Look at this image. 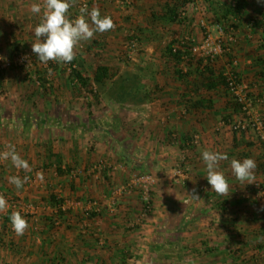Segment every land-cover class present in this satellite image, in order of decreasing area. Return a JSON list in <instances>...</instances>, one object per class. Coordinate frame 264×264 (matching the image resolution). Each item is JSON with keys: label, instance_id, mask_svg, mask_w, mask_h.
Returning a JSON list of instances; mask_svg holds the SVG:
<instances>
[{"label": "crops", "instance_id": "crops-1", "mask_svg": "<svg viewBox=\"0 0 264 264\" xmlns=\"http://www.w3.org/2000/svg\"><path fill=\"white\" fill-rule=\"evenodd\" d=\"M28 1L26 10L10 2L3 12L11 21L19 11L23 19L32 18L34 26L26 33L31 44L46 6L45 0ZM31 2L40 4L39 14L31 12ZM70 3L71 18L96 8L113 21L112 29L81 41L69 62L93 84L98 67L106 66L105 85L96 86L91 96L87 90L92 87H82L65 62H33L30 74L37 77L28 80L21 69L0 75V153L14 146L30 165L18 169L10 159L0 158V192L24 193L26 181L17 189L9 178L29 176L34 177L36 201L46 196V189L61 186L72 198L99 202L88 214L81 209L67 214V229L55 231L43 223V232H38L30 223L28 230L38 241L25 231L16 237L17 261L42 264L45 250L44 259L53 257L51 264H58L61 256L65 264H264V143L254 129L232 130L230 122L242 113L233 109L234 98L219 77L229 71L238 74L256 100L252 117L264 125V59L259 60L264 50L258 48V36L247 32L239 45H232L236 61L226 57L212 63L216 74L210 75L202 62H176L167 53L171 43L182 49L202 43L207 35L217 37L212 20L195 24L198 16L192 13L181 21L180 0ZM168 8L177 13L175 21L169 19ZM134 34L136 53L124 62L119 51ZM19 44V33L0 30L4 54ZM126 74L140 82L128 101L118 104L110 93ZM31 80L30 91L25 88ZM195 137L199 142L192 146ZM205 150L227 155L219 162L229 183L227 194L211 190L202 160ZM249 157L257 167L250 181L241 182L230 161ZM60 164L77 166L80 175L58 173ZM136 174L158 179L153 213L143 221L139 191L106 200ZM0 238L6 241L4 235ZM0 258H6L5 251ZM168 258L176 260L166 262Z\"/></svg>", "mask_w": 264, "mask_h": 264}, {"label": "rangeland", "instance_id": "rangeland-1", "mask_svg": "<svg viewBox=\"0 0 264 264\" xmlns=\"http://www.w3.org/2000/svg\"><path fill=\"white\" fill-rule=\"evenodd\" d=\"M103 1H106V0H103ZM246 1L249 3V7L247 9H245L244 11H242L241 14L235 15L234 14L235 12L233 11L232 8L235 6L236 0H184V1L180 0L181 21L184 20L182 18H186V20H188L187 16L189 14H192V13L194 15L198 16L197 19L193 18V22H195V24H197L196 20H199L198 22L200 25L202 24L201 22L205 23L206 21H211V20L213 21V25L216 27L217 37H215V38L211 37V38L215 42H217V41L222 42L223 53L221 55H218L212 63L223 61V59L226 57H227V62H235L236 59H235V55H233L234 49H233L232 45H236V46L239 45L240 41H242V39L244 38L246 33L250 32L251 30H253V31L250 33L256 34V36H258V43H257L258 48L259 49L263 48V50H264V0H246ZM10 2H13L14 7L17 9H20L23 7V10H26L24 8V6H26V5L29 6V4H30L28 0H13V1L6 0V2H5V0H0V30H2V29L9 30V31L13 30L16 33H19V36L21 37V44L10 49L8 54H4V52H2L0 50V75L5 74L6 72H8L9 75H13V72L17 71L18 69H21L23 71V74H24L23 76L24 77L27 76V80H28L30 75L37 77L36 73L30 74V72L34 68V67H32L33 62H39L37 57L31 55L32 54V46H31L32 43L30 44L28 37L26 38V36H27L26 33L30 32V30H28V29L30 27L34 26L33 20H32V18H30L28 20L23 19L20 16V11L18 12V14L16 13L18 15V16L16 15L17 19H15L14 21L8 20L7 13L3 12V9H4L5 5L10 4ZM31 3H33V2H31ZM1 4H3V5H1ZM5 10H6V8H5ZM87 10H89V8H87ZM208 16H210V17H208ZM23 33H25V34L23 35ZM132 36L133 37L128 41L129 44L127 46H125L124 49H121L119 51V54H118L119 57L124 62H131V60L133 59V55L136 53V51H134V50L137 48V38L135 37V34ZM208 37H210V36L207 35V36H205L204 39H206ZM204 39H203V41H204ZM28 43H29V45H28ZM190 45H192V44H190ZM198 45L199 44L194 43L192 46H198ZM17 47L20 48V50H18ZM18 53H20V54H27L28 53L30 55V57L28 59H26L24 64L21 65V63L18 62V60H16ZM5 56L7 57V60L5 59ZM191 59L192 60H194V59L198 60V58L195 56L191 57ZM262 59H264V51L261 53V57L259 58V60H262ZM233 73L234 72L229 71L227 74L232 75ZM28 86H29V88H25V89L30 90V91L33 90L34 87H32V80ZM90 86L92 87V89L89 88L87 90V92L92 96V94L93 95L95 94V93H93L94 89L98 88V87H96L95 84H93V83H91ZM249 94L251 95V91ZM253 97L254 96L251 95V98H253ZM253 100H254V102L256 101L254 98H253ZM253 106H254V104H253ZM77 168L78 167L75 166L74 168H72L70 170H73V172H74V173H72L73 176L78 177V175H80L79 174L80 172ZM69 171H68V174H70ZM94 173H97V169L95 170ZM0 174H1V169H0ZM140 175H145V174H140ZM26 178H27L25 180L26 181L25 182L26 191H24V193L27 192L26 194L21 193V194L16 195V194H12L10 192H2V193L0 192V196H3L8 201L19 202V203L22 202V203L34 206L35 211H33V213L25 214L22 216L27 220L28 225L30 223L34 224V229H35V231L38 230V232H43V231H41V230H43V227L45 228L43 223H45L46 225L48 224L51 227V229H53L55 231L56 230L59 231L60 229H64V228L67 229V227L70 223V221H68V217H67V214L70 213L69 212V213L65 214L64 216H62L63 217V218H61L62 220H60V219L58 220L59 224H57V221H56V223H54L55 228H52L53 223H50V221L47 220V218L54 216L52 212H54L53 209L55 207V204L51 200V195H54V196H57V194L62 195L61 200L72 199V200H77V201H81V202H86V201L88 202V200L97 201L95 199H91L90 197L87 199L86 197L83 198L82 196L72 198L68 194L65 193L64 187L62 188L61 186H56L57 189L53 188L51 191H50V188L46 189L47 191L45 193L48 192L46 194V196H44V197L40 198V200L36 201L35 199H33V196H32V192H33L32 188H33V184L35 183L34 177L28 176ZM118 189L119 188L114 189L113 194H110V196H107L106 200L108 201L109 198L114 199L116 197V195L114 193ZM152 196H153V192H152ZM97 202H99V201H97ZM100 202L102 203V200ZM7 210H8L7 208L4 210H0V236L4 235V238L6 240L5 242H3V239L0 238V252H1V250H3V251H5V255H6V258H0V264H21L19 261H17L18 255L14 252L15 245H13L14 244L13 241H15L16 240L15 238L19 237V235H17L14 232L12 225H11V221L10 220H9V222L5 221V219L9 215L11 216V214L13 213L12 211H7ZM84 225L85 224H82L81 227H83V229H80L81 231L86 230V227H84ZM28 227L25 229V232L30 233V234H28L29 236L25 234V236L28 238H31L33 241V240H35L33 238L35 234H32L31 230H28ZM35 241H38V240H35ZM43 251H45V250H43ZM43 251H42L41 257L44 259L45 255L43 254ZM11 256H12V259L7 260ZM172 258H168L166 260V262L176 260V259L172 260ZM43 259H41L42 264L43 263L44 264H51V261L54 262L52 256L46 257V259H44V260ZM65 259L66 258L61 256L59 259H56V260L59 262V263L57 262L58 264H60V263L65 264V261H64ZM22 262H23V264H26V260H23ZM173 263L175 264L176 261H174Z\"/></svg>", "mask_w": 264, "mask_h": 264}, {"label": "clouds", "instance_id": "clouds-1", "mask_svg": "<svg viewBox=\"0 0 264 264\" xmlns=\"http://www.w3.org/2000/svg\"><path fill=\"white\" fill-rule=\"evenodd\" d=\"M46 11L41 23L34 29L36 42L32 43V52L41 63L48 61L65 62L73 61L75 57V47L81 41H89L97 32L103 33L114 27L110 17L102 15L99 9L93 8L91 11L81 10V15L71 18L69 8L70 0H45ZM31 12L39 14L41 6L39 3L31 5ZM10 151L0 153V158L10 159L14 167L18 169H28L30 167L27 160L22 159L15 151L14 146H10ZM224 153L208 151L202 152V160L206 166V179L211 186V190L218 194H227L229 183L224 172L219 170V162L227 160ZM230 167L233 175L241 182L250 181L254 170L257 167L253 158L239 160L231 159ZM27 178L21 179L19 176H11L9 182L17 189H21ZM7 208V201L0 196V210ZM10 221L14 232L23 235L28 227L27 220L19 213L13 212Z\"/></svg>", "mask_w": 264, "mask_h": 264}, {"label": "built area", "instance_id": "built-area-1", "mask_svg": "<svg viewBox=\"0 0 264 264\" xmlns=\"http://www.w3.org/2000/svg\"><path fill=\"white\" fill-rule=\"evenodd\" d=\"M222 42L217 41L215 42L212 40L211 37H208L204 39L202 43H200L198 46H192V54L197 55L198 57L204 59L207 61H214V59L223 53L222 50ZM33 56L36 57V55L32 52ZM30 55L27 54H20L18 53L17 59L18 62L22 64L25 63L26 59H28ZM49 62H56L50 60ZM211 62V63H212ZM68 67L70 70L74 69L73 64L68 63ZM228 77V83H229V91L231 92L234 102L238 104L240 107V111L242 113V118L239 120H236L234 122H230V127L234 132L242 133L247 131L248 129H254L255 131H258L260 134V139L264 143V125L258 118H253L251 115V109L253 108L254 100L251 98L249 87L246 83L241 82L239 78H237L234 74H227ZM199 138L195 137L190 145L196 146L198 145ZM65 169V167H64ZM68 172V170H66ZM70 175H72L73 170H70ZM73 176V175H72ZM157 177L151 174H145L140 175L136 174L132 176L127 183H125L123 186H121L114 194H123L126 192H132V191H139L141 200L143 203V213H142V221L149 215L153 213L154 210V204L152 199V192L154 187L157 184ZM57 199L60 201L58 202V205H56L53 209V218L57 221V224H59V218H60V212L67 214L69 212L75 211L77 209H81V211L88 214V212L93 208L97 206V202H94L92 200H88V202H81L77 200H61L62 195L57 194ZM7 201V211L12 212H19L21 215L33 213L35 211L34 206L22 203V202H12ZM10 213V212H9Z\"/></svg>", "mask_w": 264, "mask_h": 264}, {"label": "trees", "instance_id": "trees-1", "mask_svg": "<svg viewBox=\"0 0 264 264\" xmlns=\"http://www.w3.org/2000/svg\"><path fill=\"white\" fill-rule=\"evenodd\" d=\"M248 7H249V3L246 0H236V4L232 9L235 12L234 14L237 15V14H241V12L247 9ZM168 13L170 15L169 19L171 21H175L177 19L178 15L177 13H175L174 8H168ZM17 49L20 50V48L18 47ZM167 53L176 62H192L193 60L191 59V57L195 56L198 58V60H196L197 62H202L201 65H203V68L205 69L206 72H208L210 75L216 74L215 70L212 68V63H211L212 61L206 62L204 59L198 57L197 55L192 54V45H189V46H186L185 48L180 49V45L179 47H176L174 43H171L167 48ZM72 72H73L74 77L77 78L78 81L81 83L82 87L88 88L91 85V83H89V79L83 77L77 70L72 69ZM107 74H108V68L106 66L98 67L95 77L93 79L95 86H99L100 88L101 87L103 88L105 85V79L107 78ZM233 74L237 78L239 77L236 72H234ZM219 77L221 78V81L226 86V88L229 89L228 77L224 76L223 73H220ZM139 82H140V79L137 76H133L130 74L124 75L123 78H121V80L116 83L115 85L116 89L111 90L110 97H112V100H114L118 104L126 103L130 95L136 89H138ZM232 106H233V109L236 111L241 110L238 104L235 102H233ZM105 169L106 168H103V170L106 172ZM66 170L69 171L70 168L66 167L64 169L62 168L61 164L57 167V171L60 174H63ZM51 200L55 204V206L58 205V202H60L57 199V197L54 195H51ZM92 214L90 213L89 217L92 216ZM60 215H59L60 216L59 219L62 220L61 218H63L62 216H64V213L60 212ZM9 220H10V215L5 219V221L9 222ZM47 220L50 221V223H53L52 228H55L54 227V223H56L55 218L50 217V218H47Z\"/></svg>", "mask_w": 264, "mask_h": 264}]
</instances>
